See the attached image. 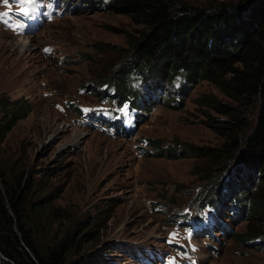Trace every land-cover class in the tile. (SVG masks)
<instances>
[{
	"label": "rangeland",
	"instance_id": "374dc122",
	"mask_svg": "<svg viewBox=\"0 0 264 264\" xmlns=\"http://www.w3.org/2000/svg\"><path fill=\"white\" fill-rule=\"evenodd\" d=\"M176 1L206 6L222 0ZM47 5L51 16L49 10L38 7L41 22L45 21L36 32L19 34L0 19V96H24L31 104L28 114L0 140V169L8 176L32 171L34 198L57 194L54 204L71 215L51 224L43 216L37 239L47 242L59 228L75 221L89 223L94 232L84 243L86 249L102 247V252L120 264H143L130 249L135 243L162 250L166 264H180L184 259L190 264H264V250L242 236L235 237L250 225L262 229L264 219L244 218L229 235L216 231L214 238L195 233V224L187 228L176 222L188 221L186 210L194 215L201 211L204 205L199 206L198 197L212 194L222 182L233 181L236 192L252 185L246 186L250 176L240 170L243 144L220 171L216 166L210 168L207 157L191 151L194 145L218 146L230 140L232 133L220 127L226 115L210 102L235 101L213 82L202 79L179 105L154 100L128 137L105 127H90L84 116L72 110L71 102L84 111L114 104L100 97L98 79L122 63L129 52L130 34L146 26L108 9L70 11L59 7L57 11L53 4ZM9 6L20 4L0 0V12ZM176 83L169 85L170 92ZM201 97H205L203 102ZM242 108L246 125L241 133L246 134L255 123L258 101ZM123 118H134L129 107L123 110ZM76 135L78 140L73 143ZM146 137L163 146L180 144L177 147L190 149L176 156L141 153L137 146L144 145ZM211 212L204 208L213 220ZM34 217L32 214L35 222ZM177 242L186 251H178Z\"/></svg>",
	"mask_w": 264,
	"mask_h": 264
},
{
	"label": "trees",
	"instance_id": "16d2710c",
	"mask_svg": "<svg viewBox=\"0 0 264 264\" xmlns=\"http://www.w3.org/2000/svg\"><path fill=\"white\" fill-rule=\"evenodd\" d=\"M64 1L70 3L72 10L100 8L125 13L146 26L137 34H130L129 52L122 63L98 79L100 97L109 98L119 106L129 101L131 107L150 110L154 100L179 105L192 85L206 79L235 101V104L210 102L226 115L220 127L232 133L228 142L218 146H188L207 157L210 168L216 166L220 171L228 166L243 144L240 170L244 169L245 177L250 176L249 180L244 178L246 186L250 182L252 185L236 192L233 181L222 182L212 194L198 197V204L215 208L227 220L230 231L244 218L264 219V0H222L206 6L176 0ZM175 81V88L170 92L169 85ZM199 99L203 102L205 97ZM253 100L258 101L255 123L242 134L246 125L243 116L246 111L242 107ZM71 108L80 110L72 102ZM30 110L31 104L24 96H0V140ZM115 113L107 108L108 121ZM144 116L137 113L133 129H126L119 118L113 125L116 132L128 137ZM144 142L137 147L147 154L176 156L190 149L177 147L180 144L163 146L147 137ZM34 186L32 171L8 176L0 169V264H120L102 252V247L86 249L84 243L94 233L89 223H66L47 242H40L36 236L42 231L39 221L43 216L51 224L71 215L67 209L54 204L57 194L34 198ZM189 214L184 212L186 216ZM259 229L250 225L235 237L242 236L248 244L264 250V227ZM130 249L135 256L134 245Z\"/></svg>",
	"mask_w": 264,
	"mask_h": 264
},
{
	"label": "snow or ice",
	"instance_id": "6c2138e0",
	"mask_svg": "<svg viewBox=\"0 0 264 264\" xmlns=\"http://www.w3.org/2000/svg\"><path fill=\"white\" fill-rule=\"evenodd\" d=\"M12 2H15L20 5H29V6L34 7L36 3L38 2V0H4L5 4H10ZM29 11H30V8L28 7H20L19 14L27 16ZM8 15H9L8 12L0 13V19Z\"/></svg>",
	"mask_w": 264,
	"mask_h": 264
},
{
	"label": "bare ground",
	"instance_id": "6f19581e",
	"mask_svg": "<svg viewBox=\"0 0 264 264\" xmlns=\"http://www.w3.org/2000/svg\"><path fill=\"white\" fill-rule=\"evenodd\" d=\"M18 37H23V39H25L26 37H29V35H19ZM19 39L23 40L22 38H19ZM25 44H26L25 42L22 43L23 46H24ZM78 137H79V135H76V136L72 139V142H73V143H74V142H77Z\"/></svg>",
	"mask_w": 264,
	"mask_h": 264
}]
</instances>
